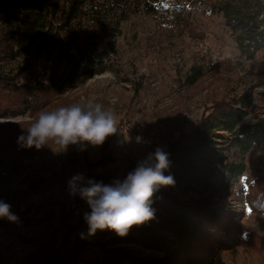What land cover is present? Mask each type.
<instances>
[{
	"label": "trees",
	"instance_id": "obj_1",
	"mask_svg": "<svg viewBox=\"0 0 264 264\" xmlns=\"http://www.w3.org/2000/svg\"><path fill=\"white\" fill-rule=\"evenodd\" d=\"M196 4L222 16L241 58L251 61L262 51L261 0H0V119L41 111L58 94L107 71L109 50L134 15L159 13L178 29L186 27L183 11ZM222 67L219 62L192 67L187 85ZM227 99L213 102L191 130L167 142L171 163L165 174L173 175L175 184L154 192L155 217L140 226L144 233L118 236L88 249L101 264H221L216 258L238 245L242 236L264 255V240L254 232L243 233V212L234 215L223 206L237 198L250 213H264V185L255 188L259 181L247 177L244 162L251 150H264V116L247 122L251 94ZM114 161L105 156L96 167ZM6 222L23 226L21 220ZM141 250L160 256H143ZM61 262L68 261L49 264Z\"/></svg>",
	"mask_w": 264,
	"mask_h": 264
},
{
	"label": "rangeland",
	"instance_id": "obj_2",
	"mask_svg": "<svg viewBox=\"0 0 264 264\" xmlns=\"http://www.w3.org/2000/svg\"><path fill=\"white\" fill-rule=\"evenodd\" d=\"M193 6L183 11L186 27L178 29L159 13L131 17L109 50L107 71L58 94L43 109L77 103L86 109L89 100L103 104L117 119V132L103 146H69L65 151L49 143L40 153H30L34 148L19 149L16 139L40 111L0 119V199L12 205L11 211L23 223L15 227L0 220V264H49L58 260L68 261L60 264H101L88 249L96 250L118 236L98 230L94 236L81 239V233L87 236L83 215L90 208L79 196L69 195L67 181L72 175L84 173L105 184L123 180L157 146L166 149L175 135L191 130L220 99L251 94L253 104L247 122L264 116V48L246 61L239 56L222 16L208 14L205 6ZM213 62L224 64V69L187 85L192 67ZM79 147L85 150L78 151ZM109 155L115 159L110 166L96 167L99 158ZM244 162L247 177L259 181L255 188H263L264 150H251ZM223 206L234 215L243 212V233L251 231L264 240V213H250L237 198L223 202ZM144 232L134 226L127 236ZM237 244L221 252L215 262L264 264V255L247 245L243 236ZM140 253L160 256L145 250ZM122 264L130 263L125 260Z\"/></svg>",
	"mask_w": 264,
	"mask_h": 264
},
{
	"label": "clouds",
	"instance_id": "obj_3",
	"mask_svg": "<svg viewBox=\"0 0 264 264\" xmlns=\"http://www.w3.org/2000/svg\"><path fill=\"white\" fill-rule=\"evenodd\" d=\"M116 132L115 113L89 100L86 109L77 103L41 110L27 128L21 129L16 143L19 149L37 151L52 143L66 151L69 146L101 147ZM84 150L85 147L78 148ZM169 156L164 147L157 146L123 180L110 184L87 178L84 173L72 175L67 181L69 195L79 196L90 208L83 215L87 236L81 233V239L94 236L98 230H109L123 238L134 226L154 219L155 210L151 206L154 192L161 186L175 184L173 175L165 174L170 168ZM11 208V204L0 199V220L18 222Z\"/></svg>",
	"mask_w": 264,
	"mask_h": 264
}]
</instances>
